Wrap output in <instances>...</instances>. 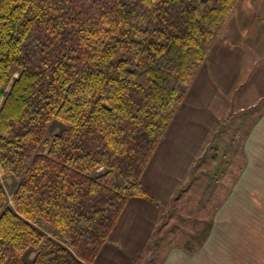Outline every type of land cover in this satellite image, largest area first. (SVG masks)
Segmentation results:
<instances>
[{"label": "trees", "instance_id": "16d2710c", "mask_svg": "<svg viewBox=\"0 0 264 264\" xmlns=\"http://www.w3.org/2000/svg\"><path fill=\"white\" fill-rule=\"evenodd\" d=\"M238 2L0 0V264H93L155 202L145 171Z\"/></svg>", "mask_w": 264, "mask_h": 264}, {"label": "crops", "instance_id": "0c3cea01", "mask_svg": "<svg viewBox=\"0 0 264 264\" xmlns=\"http://www.w3.org/2000/svg\"><path fill=\"white\" fill-rule=\"evenodd\" d=\"M243 75L246 77L245 83H243L244 90L239 92V97L248 103L250 109H258L259 106L264 105V0H239L171 125L173 126L178 119L179 121L198 119L197 126H203L207 122L206 103L209 104L213 98L216 99L219 94L217 88L219 87L220 91L225 92L226 81L229 84L237 80L239 82ZM234 92L236 93V91ZM220 102L217 111L220 110ZM261 110H264V107ZM222 123L224 124L222 126H225L226 121L223 118ZM193 126L195 127V125ZM251 126V130L244 138L245 155L248 162L243 168V178L238 179L239 183L234 184L233 190L236 192L237 185L241 184L240 181L245 180L244 190L247 191L248 188L258 190L259 202H223L221 207L219 208L218 205L216 210L213 209L210 218L204 221L207 223L204 228L191 233L190 238H194L195 242L185 241L184 238L187 236L184 237L182 229H179L180 238L184 239V241H179V245H162L167 248L149 247L148 243L152 238L156 239L157 246H159L160 238L164 237V233H172L171 230H165L169 224L168 220L165 221L169 216L165 211L171 204L168 200L172 193L170 192L169 196L165 197L160 194V191L168 187L171 190L173 179L169 176L166 180L163 173L158 175L152 171L154 161H156L157 152H155L156 154H154L155 156H153L142 179L144 187L155 199V202L138 198L131 199L108 242L93 264H104V261L111 258L117 260L122 257V254L134 256V261L132 260V263L128 264H138L139 262L151 264L150 261L154 260V257L151 256L157 252L160 259L156 258L159 260V263L156 264H264V112ZM168 131L170 130L168 129ZM240 132L236 130L232 137L241 136ZM218 133L217 135L220 136L225 134L221 129ZM186 134V137H180L181 141L189 138L187 129ZM217 139L218 137H215V140ZM213 146L214 139L211 142L213 154L210 156V162H217L219 147L218 145ZM208 153V149H204L202 158H197L201 159L200 166H203V159L209 157ZM185 157L188 156L184 155ZM252 166L255 171L252 170ZM194 171L197 173L199 169ZM190 172L189 167L188 170L177 173L175 190L178 182ZM213 184L212 181L207 184L208 191L214 190V187L211 186ZM186 185H188V181ZM215 185L219 186V182H216ZM165 198L168 200L165 201ZM176 203L180 205V208L182 205L186 206V203L181 199ZM237 219H244L251 224L258 222V225H253L251 235H249V231L244 233L242 238V234L234 230ZM200 224L203 222L200 221ZM257 226L258 229H256ZM251 227L250 225L247 228L251 229ZM231 239H235L236 242L227 243ZM241 239L242 241H238ZM170 241L173 243L172 240ZM147 255L149 256L147 257Z\"/></svg>", "mask_w": 264, "mask_h": 264}, {"label": "rangeland", "instance_id": "374dc122", "mask_svg": "<svg viewBox=\"0 0 264 264\" xmlns=\"http://www.w3.org/2000/svg\"><path fill=\"white\" fill-rule=\"evenodd\" d=\"M215 70L217 71V68ZM18 76L19 71L15 68L13 71V79ZM245 78L246 77L243 75L239 82L237 80L232 84H229L228 81H226V87L228 89L226 88L225 92L220 91L219 87L217 88L219 94L216 99L213 98L211 103H206V110L208 111L207 122L204 123L203 126H197L196 122L198 119H190L188 121H179L178 119L173 126L171 125V129L169 128L170 131L167 132L164 139L161 141L160 147L162 148L160 149V147H158L156 151L157 154L155 153L156 161H154L152 171L156 172L158 175H162L163 173L166 180H168L167 178L169 176L173 179V188L171 190L168 187L167 189H162L160 191V194L165 197H168L170 192L172 193L169 200L165 198V201L168 200V202H171L165 211L170 216H168L165 220H168L167 223H169L167 228L165 227V230H171L172 233H164V237L162 236L164 240L163 238H160L161 242L158 244L159 246H157L156 239L154 240L152 238L148 243L149 247L167 248L164 246H170L172 244L179 245V241H184V239L187 242H195L194 238H190V236H192L191 233H195V231L204 228L205 224H207L204 221L208 220L213 209L216 210L218 205L220 208L223 202H259L258 190H255L254 188H248L247 191L244 190L243 183H245V180L240 181L241 184L237 185L238 189L236 192L233 190L234 184L239 183L238 179L240 177L243 178V168L248 162L245 155L244 138L251 130V125L257 121L264 112V110H261L264 105L259 106L258 109H250L248 103L241 100L239 97V92L244 90L243 83H245ZM234 91H236V93ZM1 101L2 100L0 99V103ZM219 102L220 110L217 111ZM222 118L226 121L225 126H222L224 125L222 123ZM193 125H195V127ZM62 129L63 126L61 124L55 123L50 128L48 136L52 137L60 133ZM186 129L189 134V138L181 141L180 137L187 136ZM220 129L225 132L224 135H217ZM236 130L241 131V136L238 135L232 137V134ZM204 137L206 138L204 139ZM215 137H218V139L215 140ZM213 139V147H216V145L219 147V160L217 162H210V156L213 154L211 149V142ZM204 149H208L209 157L203 159V166H200L199 164L201 163V159L197 158L201 157ZM46 150L47 147L44 148L43 152ZM184 155L188 157L184 158ZM253 166L252 170L255 171ZM189 167L191 172L187 174L183 180L178 182V189L176 188L175 190L177 185L175 176L177 173L188 170ZM196 169H199L197 173L194 171ZM0 179L5 186L10 199H12V194L16 188V181L13 178L5 176L1 168ZM185 180L188 181V185H186L187 181ZM211 181L214 183L211 185L214 187V190L208 191L207 184L211 183ZM216 182H219V186L215 185ZM183 189H185V192ZM181 195L182 197H180ZM179 199L186 203V206L182 205V208H180V205L176 203ZM248 214L250 215V213ZM200 221H202L203 224H200ZM250 225L252 226L251 229L247 228L250 227ZM253 225H258V222L251 224L246 222L244 219H237L234 225V230L235 232L241 233V237L243 238L244 233H248L250 231L249 235L252 234L251 230L254 227ZM39 228L42 229L49 237L54 236V230L45 224H39ZM179 229H182V235H184V237L187 236L186 238H180V234L178 232ZM256 229H258V226ZM159 234L161 233L159 232ZM246 238L244 239L245 243ZM59 240L64 241V238L61 237ZM170 240H172L173 243ZM233 241L236 242L235 239H231L227 241V243L230 242L231 244ZM238 241H242V239ZM222 245L225 244L222 243ZM35 255L36 251H32L29 255V259H33ZM121 256L122 257L117 260H114L113 258L106 260L104 261V264H128L132 263L134 258V256L130 255L125 256L122 254ZM148 256L149 255H147V257ZM151 257H154V262L150 261L151 264L159 263V260H157L160 259L158 252ZM142 258H144V256H142ZM138 264H143V262H139Z\"/></svg>", "mask_w": 264, "mask_h": 264}]
</instances>
